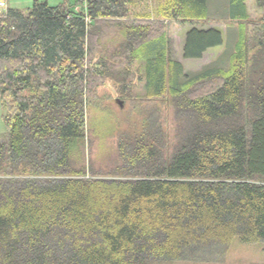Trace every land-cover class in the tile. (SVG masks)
Wrapping results in <instances>:
<instances>
[{"label": "trees", "instance_id": "trees-1", "mask_svg": "<svg viewBox=\"0 0 264 264\" xmlns=\"http://www.w3.org/2000/svg\"><path fill=\"white\" fill-rule=\"evenodd\" d=\"M134 1L0 6V264H156L264 241V0L257 21L229 0L230 65L193 77L169 22L206 24L207 0L130 18ZM114 25L126 60L144 62L146 97L170 95L179 126L172 150L156 120L124 136L101 174L86 166V105L112 71L96 52ZM222 43L220 29L194 26L184 58Z\"/></svg>", "mask_w": 264, "mask_h": 264}, {"label": "rangeland", "instance_id": "rangeland-1", "mask_svg": "<svg viewBox=\"0 0 264 264\" xmlns=\"http://www.w3.org/2000/svg\"><path fill=\"white\" fill-rule=\"evenodd\" d=\"M3 1V0H2ZM43 1V0H40ZM57 4L65 0H49ZM159 0H135L131 6L130 18L134 14H148ZM5 2V1H4ZM83 10L81 1L68 0ZM6 3V2H5ZM34 0L9 1V5L27 11ZM65 3V2H64ZM251 21H257L262 11L256 0H246ZM209 22L193 23L198 28L216 27L222 31L223 43L212 47L201 58H184L183 43L187 32L194 27L192 23L170 21L173 57L182 60L185 74L193 77L209 69L228 68L231 55L235 52L239 37V24L229 16V0H207ZM8 4L2 8L5 10ZM125 41L119 25L111 27L101 40L96 59H104L111 64V70L104 82L96 87L93 95L88 94L86 105V166L96 173L108 172L118 159L119 141L127 135L143 133L149 123L156 120L165 130L171 150L176 143L179 121L170 95L148 98L145 95L144 62L126 60L120 47ZM212 52V53H211ZM217 52V53H215ZM112 66H115L112 68ZM205 91V90H203ZM202 91V92H203ZM4 108L0 96V136L8 132ZM199 256V255H198ZM201 258V259H200ZM200 260H177L156 264H264V241L245 243L235 239L227 251L221 255L217 250L202 254Z\"/></svg>", "mask_w": 264, "mask_h": 264}, {"label": "crops", "instance_id": "crops-1", "mask_svg": "<svg viewBox=\"0 0 264 264\" xmlns=\"http://www.w3.org/2000/svg\"><path fill=\"white\" fill-rule=\"evenodd\" d=\"M3 1H5L7 4H8V6H7V8L8 7H13V6H10L9 5V1H21V0H3ZM43 1H47L50 5H59V4H63L64 2H68V0H65V1H63V2H60V3H57V4H52V3H50V1L49 0H43ZM160 1V0H159ZM159 1L157 2V4L159 3ZM69 3V5H73L74 6V10H76L77 11V7H76V5H74V4H72V3H70V2H68ZM157 4H156V6H157ZM248 6V5H247ZM1 7H3V6H1ZM13 8H16V7H13ZM155 6L152 8V9H150V12L149 13H153L154 12V10H155ZM141 15V14H140ZM134 16H137L136 14H134ZM176 22V21H175ZM182 24H184V23H182ZM193 25V24H192ZM194 26V25H193ZM185 37H186V35H185ZM185 39V38H184ZM184 43H185V40H184ZM184 43H183V47H182V50H183V48H184ZM211 50V48H209L205 53H204V55L205 54H207L209 51ZM212 53V52H211ZM215 53H217V52H215ZM183 57H184V55H183ZM175 58V57H174ZM175 59H177V60H179V61H181L182 62V60H180V59H178V58H175ZM183 63V62H182ZM226 69V68H225Z\"/></svg>", "mask_w": 264, "mask_h": 264}, {"label": "built area", "instance_id": "built-area-1", "mask_svg": "<svg viewBox=\"0 0 264 264\" xmlns=\"http://www.w3.org/2000/svg\"><path fill=\"white\" fill-rule=\"evenodd\" d=\"M78 1L84 2V1H86V0H78ZM5 4H6V3H5L4 1H1V2H0V6H5Z\"/></svg>", "mask_w": 264, "mask_h": 264}]
</instances>
